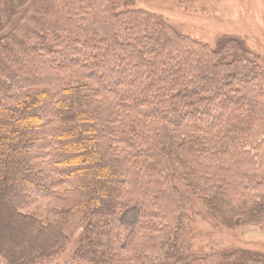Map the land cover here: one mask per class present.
Returning a JSON list of instances; mask_svg holds the SVG:
<instances>
[{
    "label": "trees",
    "instance_id": "trees-1",
    "mask_svg": "<svg viewBox=\"0 0 264 264\" xmlns=\"http://www.w3.org/2000/svg\"><path fill=\"white\" fill-rule=\"evenodd\" d=\"M133 4L0 0V260L52 259L80 220L62 264H264L180 241L185 193L222 227L264 223V70Z\"/></svg>",
    "mask_w": 264,
    "mask_h": 264
},
{
    "label": "rangeland",
    "instance_id": "rangeland-1",
    "mask_svg": "<svg viewBox=\"0 0 264 264\" xmlns=\"http://www.w3.org/2000/svg\"><path fill=\"white\" fill-rule=\"evenodd\" d=\"M133 3L135 8L161 15L178 33L195 42L211 48L224 43L227 49H240L239 53L264 70V0H133ZM185 195L189 201L185 207L187 231L182 233L180 241L189 252L211 260H215L212 255L220 252L264 254V223L222 227L209 217L196 196ZM60 207L54 198L37 199L20 208V212L43 220ZM234 218L243 219L240 215ZM82 231V221L67 222L63 226L67 237L65 249L39 264H62L71 260ZM0 264L5 263L0 260Z\"/></svg>",
    "mask_w": 264,
    "mask_h": 264
}]
</instances>
